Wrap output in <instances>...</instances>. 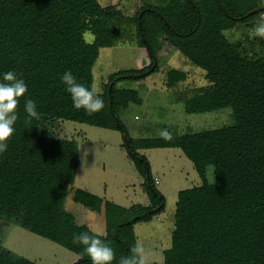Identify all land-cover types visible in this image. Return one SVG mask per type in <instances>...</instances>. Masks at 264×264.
<instances>
[{
  "label": "trees",
  "instance_id": "trees-1",
  "mask_svg": "<svg viewBox=\"0 0 264 264\" xmlns=\"http://www.w3.org/2000/svg\"><path fill=\"white\" fill-rule=\"evenodd\" d=\"M239 1H247L244 8ZM251 1L255 0H159L128 15L118 5L104 6L99 0H0V72L15 70L23 76L25 95L36 101L38 111L25 122L21 98L15 133L0 155V222L67 248L78 256L73 264H91L80 255L82 246L72 242L73 232L90 230L110 243L116 264L137 243L133 224L151 220L165 207V196L140 150L180 148L202 183L178 192L171 246L159 264H264V38L254 37L251 45L257 51L250 54L242 41L232 42L225 35L238 22L251 25V18L264 13L247 16L248 10L264 7L258 2L246 8ZM123 24L135 28L150 65L111 74L104 91L97 92L104 99L101 111L88 115L74 109L59 75L70 69L79 82L92 85L100 49L116 44ZM87 32L93 34L92 42ZM168 44L207 81L179 98L185 112L230 107L234 124L167 138L129 135L120 111L142 98L138 90L117 88L116 83L128 75L144 78L159 70L158 52ZM186 78V71L173 69L167 73V84L174 87ZM65 120L119 130L143 177L149 204L129 208L74 188L72 200L104 220L103 234L89 221L78 224L65 207L80 165L78 142L62 134ZM0 264L37 263L0 249Z\"/></svg>",
  "mask_w": 264,
  "mask_h": 264
},
{
  "label": "rangeland",
  "instance_id": "rangeland-1",
  "mask_svg": "<svg viewBox=\"0 0 264 264\" xmlns=\"http://www.w3.org/2000/svg\"><path fill=\"white\" fill-rule=\"evenodd\" d=\"M158 1L99 0L104 6L118 5L128 15L135 14L145 3L156 4ZM239 3L244 8L247 1ZM257 3L258 0L251 1L246 8ZM261 18H264V13L251 18V25L238 22V27L225 31V35L232 42L242 41L250 54H254L257 46L251 45L254 38L249 37L248 29ZM118 27L116 44L101 48L93 67V84L97 92L104 91L111 74L121 70L141 69L151 63L146 48L138 45L134 35L135 28L127 24ZM85 37L89 42L94 39L90 32ZM158 60L159 70L151 72L147 77H127L116 83L117 88L138 90L142 98L141 103H131L128 108L120 111V118L131 137H162L159 134L161 129H167L170 136H175L218 129L235 123L230 107L204 113H186L184 102L179 98L184 99L193 90L207 84L203 72L192 66L169 44L158 52ZM173 69L186 71L187 78L176 86L169 87L167 73ZM62 134L67 138H74L79 145L80 165L65 205L73 212L78 224L83 225L89 221L95 232L105 233L104 220L96 218L87 208L72 200L74 188L88 190L127 208L137 204H149L143 177L128 156L119 130L65 120L62 121ZM140 153L148 158L157 188L166 201L164 209L151 220L135 222L132 227L137 242L145 249L146 264H159L163 260V251L171 246L178 192L200 185L202 181L193 162L180 148H146L141 149ZM213 179L212 168L209 167L207 180L211 182ZM0 249L28 258L37 264H73L78 259L67 248L17 225L4 222H0Z\"/></svg>",
  "mask_w": 264,
  "mask_h": 264
},
{
  "label": "clouds",
  "instance_id": "clouds-1",
  "mask_svg": "<svg viewBox=\"0 0 264 264\" xmlns=\"http://www.w3.org/2000/svg\"><path fill=\"white\" fill-rule=\"evenodd\" d=\"M264 6V0H258ZM249 37L264 38V18L256 21L248 29ZM60 82L69 94L74 109L83 110L85 114H93L104 108V99L97 93L95 85H86L79 82L73 72L68 69L59 75ZM28 85L21 74L15 70L0 72V155L4 154L9 141L15 133V124L18 120V105L23 98L24 120L29 122L38 116L37 103L30 96H26ZM162 137H169L167 129H161ZM73 244L82 246L80 255H86L91 264H112L115 259L114 249L107 240L91 231H79L72 234ZM116 264H146L144 247L137 242L129 248L127 255L116 259Z\"/></svg>",
  "mask_w": 264,
  "mask_h": 264
},
{
  "label": "water",
  "instance_id": "water-1",
  "mask_svg": "<svg viewBox=\"0 0 264 264\" xmlns=\"http://www.w3.org/2000/svg\"><path fill=\"white\" fill-rule=\"evenodd\" d=\"M189 1H191V0H189ZM215 1L218 3V0H215ZM219 7H220L222 10H224L222 4H219ZM259 10H263V11H264V7H262V8H256V9H254V10L248 12V13H247V16H250V15H252V14H254V13H257ZM224 11H225V10H224ZM225 13H226L228 16H230V14H229L228 12L225 11ZM156 64H157V62L155 61L154 64H153V67L151 68V70H153V69L155 68ZM128 77H132V78H140V77H141V74H132V75H128ZM111 86H112V85H111ZM109 92H110V89H109ZM110 108H111V111H112V113H113L112 101H111V100H110ZM115 119H116V121L119 123V125L122 126V123L119 121V118H118L117 116H115ZM124 137H125V139L127 140V135H125Z\"/></svg>",
  "mask_w": 264,
  "mask_h": 264
}]
</instances>
